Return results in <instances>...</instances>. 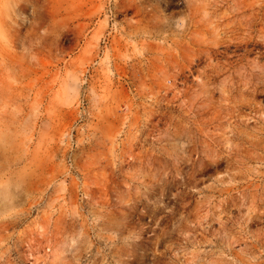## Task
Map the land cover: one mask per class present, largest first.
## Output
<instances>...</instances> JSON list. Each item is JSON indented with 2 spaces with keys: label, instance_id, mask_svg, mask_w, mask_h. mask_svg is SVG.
<instances>
[{
  "label": "rangeland",
  "instance_id": "374dc122",
  "mask_svg": "<svg viewBox=\"0 0 264 264\" xmlns=\"http://www.w3.org/2000/svg\"><path fill=\"white\" fill-rule=\"evenodd\" d=\"M0 264H264V0H0Z\"/></svg>",
  "mask_w": 264,
  "mask_h": 264
}]
</instances>
